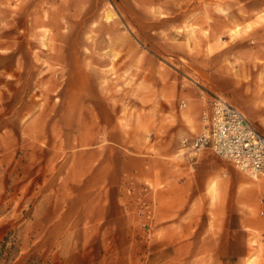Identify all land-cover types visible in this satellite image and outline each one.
Instances as JSON below:
<instances>
[{
  "label": "rangeland",
  "instance_id": "1",
  "mask_svg": "<svg viewBox=\"0 0 264 264\" xmlns=\"http://www.w3.org/2000/svg\"><path fill=\"white\" fill-rule=\"evenodd\" d=\"M194 90L264 133V0H0V264H264V177L185 150L207 102L175 130Z\"/></svg>",
  "mask_w": 264,
  "mask_h": 264
},
{
  "label": "built area",
  "instance_id": "2",
  "mask_svg": "<svg viewBox=\"0 0 264 264\" xmlns=\"http://www.w3.org/2000/svg\"><path fill=\"white\" fill-rule=\"evenodd\" d=\"M183 146L190 154L209 151L255 179L264 177V133L221 96L209 97L201 129Z\"/></svg>",
  "mask_w": 264,
  "mask_h": 264
},
{
  "label": "crops",
  "instance_id": "3",
  "mask_svg": "<svg viewBox=\"0 0 264 264\" xmlns=\"http://www.w3.org/2000/svg\"><path fill=\"white\" fill-rule=\"evenodd\" d=\"M223 49H219L213 53H211L210 55V62L212 65L218 64V61L220 60H226L225 58V54L223 55ZM224 56V59H222ZM203 85H204V89L205 90H209L213 93L216 94H224L226 92H229L230 90L235 88V82L232 79V77H227V78H204L203 79ZM193 92V96L189 97L187 102H186V110L184 111L183 117L184 120H182V118L179 117L177 124L179 126H177L175 128V130H182V131H189L191 129V126L193 123H196L199 127L200 125V112H201V106H204L205 103L207 102V98L205 97V95L203 94V92L201 94H198V92H196L195 90L192 91ZM183 102H185L184 100H182ZM19 142L18 140L14 141L11 140V147H18ZM7 146V144L4 142V140H1L0 142V147H5ZM3 152V151H2ZM13 152V151H12ZM3 157V155H2ZM1 161V160H0ZM2 162V161H1ZM13 169V168H12ZM104 172V171H103ZM102 173V175H100V172H95L92 174V176H90L91 180L95 178L98 187L99 188H105L104 185H106L107 183H109V174L107 172ZM45 185V183H44ZM67 183L65 182L63 184V187H66ZM60 187H62L60 185ZM43 189H45V186H42ZM98 188V189H99ZM44 191V190H43ZM73 204H41V207H43L44 209H48V210H53V211H68V210H74L75 208L73 207ZM72 207V208H71ZM94 210V208H93ZM95 210L102 212L99 213L98 216H104L103 212L106 211H112V212H116L115 215H113V217L118 220V221H123L124 220V214H123V209L120 207V205L114 201H108V202H104L101 204H96L95 205ZM61 218L63 216H60Z\"/></svg>",
  "mask_w": 264,
  "mask_h": 264
},
{
  "label": "trees",
  "instance_id": "4",
  "mask_svg": "<svg viewBox=\"0 0 264 264\" xmlns=\"http://www.w3.org/2000/svg\"><path fill=\"white\" fill-rule=\"evenodd\" d=\"M8 239H9V235H7V236L3 239V241L0 243V246H1L2 249L5 247L6 243L8 242ZM2 259H3V258L0 256V260H2Z\"/></svg>",
  "mask_w": 264,
  "mask_h": 264
}]
</instances>
